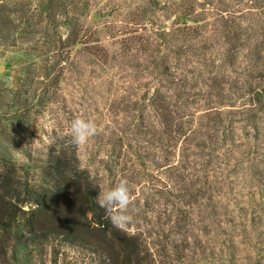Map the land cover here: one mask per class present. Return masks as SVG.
Masks as SVG:
<instances>
[{"label":"rangeland","instance_id":"1","mask_svg":"<svg viewBox=\"0 0 264 264\" xmlns=\"http://www.w3.org/2000/svg\"><path fill=\"white\" fill-rule=\"evenodd\" d=\"M76 118L97 128L79 146ZM52 145L100 193L128 182L144 264H264V0H0V165L23 197ZM0 264L103 263L57 243Z\"/></svg>","mask_w":264,"mask_h":264},{"label":"trees","instance_id":"2","mask_svg":"<svg viewBox=\"0 0 264 264\" xmlns=\"http://www.w3.org/2000/svg\"><path fill=\"white\" fill-rule=\"evenodd\" d=\"M48 160L41 196L23 197L0 165V262H6L11 248L64 243L89 250L103 264H144L142 243L113 226L96 202L99 187L81 170L76 153L52 145ZM26 198L38 207L23 210Z\"/></svg>","mask_w":264,"mask_h":264},{"label":"clouds","instance_id":"3","mask_svg":"<svg viewBox=\"0 0 264 264\" xmlns=\"http://www.w3.org/2000/svg\"><path fill=\"white\" fill-rule=\"evenodd\" d=\"M97 128L93 121L76 118L71 121V142L77 146L85 144L96 134ZM97 204L104 208L114 227L123 229L133 221L130 214L132 195L126 180H121L118 185L100 193L96 199Z\"/></svg>","mask_w":264,"mask_h":264}]
</instances>
